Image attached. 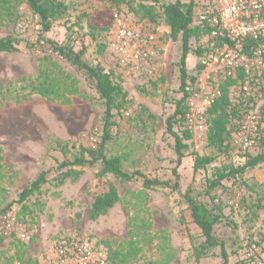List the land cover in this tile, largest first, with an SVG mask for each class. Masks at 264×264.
I'll return each mask as SVG.
<instances>
[{
    "label": "rangeland",
    "instance_id": "1",
    "mask_svg": "<svg viewBox=\"0 0 264 264\" xmlns=\"http://www.w3.org/2000/svg\"><path fill=\"white\" fill-rule=\"evenodd\" d=\"M60 1L67 11L44 38L82 52L86 64L111 74L133 100L127 112L114 118L116 126L104 154L119 157L126 172L171 184L176 169L180 191L145 189L141 178L124 182L107 175L98 180L99 166L59 167L72 160L79 147L95 150L100 145L102 101L94 80L54 53L50 44L39 42V20L28 6L22 0H8L0 7V38L19 44L16 52L0 53V264H50L54 247L71 240L92 242L106 254L107 264H220L219 248L200 260L195 257L203 238L182 197L188 188L197 202L220 208L213 234L224 244L228 264H264V162L205 195L214 168L244 164L239 142L253 133V117L260 126L246 154L264 152V141L259 140L264 138V77L252 82L249 95L240 94L239 86L231 93L235 104L247 96L246 113L235 126L229 125L230 149L219 153L207 143V109L225 76L203 66L199 70V58L187 57L186 70L196 80L188 89L182 128L191 130L192 140L178 164L165 121L182 97L181 50L158 15L159 6L153 10V21L141 7L151 4L147 0L119 5L114 0ZM193 1L199 7L208 0ZM118 20L142 36L137 47L152 52L148 60L137 61L130 51L122 54L112 48ZM39 83L50 88L49 96L36 92ZM174 130L178 131L177 123ZM191 153L212 161L194 173ZM68 169L79 174L67 177ZM40 172H45L46 183L19 203L21 191ZM110 185L117 190L118 202L91 219L93 199Z\"/></svg>",
    "mask_w": 264,
    "mask_h": 264
},
{
    "label": "trees",
    "instance_id": "2",
    "mask_svg": "<svg viewBox=\"0 0 264 264\" xmlns=\"http://www.w3.org/2000/svg\"><path fill=\"white\" fill-rule=\"evenodd\" d=\"M34 15L38 17L40 25V40L50 44L51 49L63 60L70 63L77 70L83 71L89 79L94 80V89L102 101V129H101V143L97 149H88L79 147L77 152L73 155L72 160L65 161L59 165L61 168L65 167H80L91 168L99 166V172L96 174L98 180L104 176L111 175L124 182H131L133 180L142 179V186L145 189H152L155 187L169 188L171 191L179 192V175L176 169L173 170L174 183L171 184L167 181L158 179H148L140 172H126L122 169L121 159L119 157H106L104 154V144L111 139L112 129L116 126L114 118L127 112L133 105V100L129 98V94L123 87L116 83L111 74L105 72L100 67H94L86 64L82 60V52L74 53L72 49H67L60 46L55 42L46 40L44 35L49 32L52 24L60 19L67 11V6L60 0H22ZM119 5L125 0H114ZM163 0H147L150 5H141L144 9L145 16L155 20L153 10L155 6H159L161 14H158L169 29V36L172 41H179L180 43V58L178 62L179 71V92L182 97L175 102V109L165 121V132L174 140V152L179 164L181 159L185 156V151L189 146L187 142L192 140V132L187 128H182L183 121L187 113L186 101L189 98L188 89L195 83V78L190 76L186 70V59L189 55L199 58L203 57L208 51L209 44L213 42L211 38V28L206 24H201L196 21L194 17L195 4L193 0L181 1L176 0L172 3H163ZM8 5V0H0V7ZM220 40L223 38L220 36ZM223 41V40H222ZM19 42L12 38H0V53H13L17 51ZM247 49V48H246ZM200 63V62H199ZM199 70L202 65L199 64ZM224 77V76H223ZM264 77V73L260 75H253L249 81L248 92L242 91L240 88L245 81V74L239 70L235 77H224V81L219 84L218 95L214 96L210 106L207 109L208 127H207V143L208 146L217 150L219 153H226L230 149L229 137L231 134V127L229 125L235 123L244 115L243 103L246 101L244 98L239 103L235 104L231 99V93L236 86H239V93L249 95L251 85L257 78ZM36 89L42 96H49L51 90L43 83H39ZM44 85V86H43ZM244 111V112H242ZM178 127V131L174 128ZM259 140H263L260 137ZM194 157L193 172L196 173L200 169H204L212 160L211 158L199 157L196 153H191ZM244 164L234 167L232 165L214 168L210 178H207L205 195H210L215 189L221 186L222 181L234 179L238 175H242L245 171L253 169L258 164L264 162V152L255 156L246 154ZM79 172L68 169L65 176H77ZM46 183L45 172H40L36 178L19 194L18 202L21 203L40 190L41 186ZM192 190L188 188L182 195L184 202L190 212L192 222L200 230V235L203 242L195 249V257L197 260L205 258L209 251L219 248V255L221 258L220 264H228V255L225 250L224 244L218 241L213 234L214 225L220 221L221 213L217 205L204 204L197 202L191 195ZM118 193L114 186L110 185L109 188L95 196L89 209V217L97 219L104 215L118 202ZM212 200V199H211Z\"/></svg>",
    "mask_w": 264,
    "mask_h": 264
},
{
    "label": "built area",
    "instance_id": "3",
    "mask_svg": "<svg viewBox=\"0 0 264 264\" xmlns=\"http://www.w3.org/2000/svg\"><path fill=\"white\" fill-rule=\"evenodd\" d=\"M202 5L195 8L194 17L197 22L211 28L213 42L200 58L201 65L210 72H221L226 77H235L237 71L241 70L246 76L245 80L264 73V0H208ZM117 22L112 48L122 54L130 51L137 61L148 60L152 52L137 47L143 40L142 36L119 20ZM220 36L223 41L219 39ZM147 41L151 43L153 37H148ZM241 89L248 92L249 82H244ZM253 118V133L245 135L239 142L243 154L255 144L258 136L259 120ZM3 219L10 220V216H3ZM21 237L24 239L25 235ZM50 262L107 264V258L92 242L71 240L60 242L54 247V258Z\"/></svg>",
    "mask_w": 264,
    "mask_h": 264
}]
</instances>
